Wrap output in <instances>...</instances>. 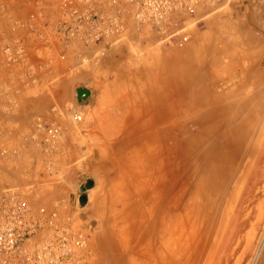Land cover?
Listing matches in <instances>:
<instances>
[{
	"label": "rangeland",
	"instance_id": "374dc122",
	"mask_svg": "<svg viewBox=\"0 0 264 264\" xmlns=\"http://www.w3.org/2000/svg\"><path fill=\"white\" fill-rule=\"evenodd\" d=\"M234 2L235 0L216 1L201 7V12L198 11L200 14L197 16L201 19L189 27V36L196 30L201 33L202 42L216 43L224 50L221 62L218 63L223 66L232 65V68L226 74V70H222L220 80L210 84L211 86L200 85L202 90L193 93L185 105L179 100H176L175 104V100L168 93L158 95L156 103L160 107L155 109V113L149 114L147 105L150 97L145 92L143 94L141 86L137 87L126 78H124L126 80L120 78L115 83V86L120 87L116 90L120 97L111 101L124 105V111L127 113L103 116L101 121L120 123L122 129L96 130L90 132L89 137L81 134L78 126L84 119V110H87L90 101L86 97L78 100L76 91H73L69 101L58 105L59 119L55 121L74 128L78 136L79 155L65 154L56 158L53 154L52 169L57 174L54 179L42 178L38 174L32 178L29 174L26 179L22 177L17 183L6 184L0 176V186H25L27 182H33L39 189L57 193L54 199H62L67 198L68 192L76 190L77 181L83 184L85 180L91 179L92 187L84 191L86 200L77 211L83 215V229L88 235L87 247L94 264L150 262L151 245L148 243L157 229L156 227L153 229V224L159 208L166 209L184 188L186 191L190 188L192 190L198 183L197 174L193 175L191 170L176 178L181 174L179 167L184 164L182 157L177 154L176 145V147L168 145V150L173 151L170 164L166 152H163L162 159H156L155 152L163 139L159 137L160 135L156 138L155 136L163 132L166 123L157 121L155 116L169 112L173 119L179 122L193 120L195 125L199 119H203L207 110L204 105L207 103L208 94L205 89L208 88L211 93L221 97L220 108L222 106L227 109L224 111L229 113L230 125H233L231 122L243 124L245 121L238 114L247 110V114L257 111L259 115L257 121L249 128V134L242 136L240 141L247 146V150L242 158L243 171L236 175L233 182L237 185L235 197L227 201V204L231 201V210L223 229L224 236L221 239L219 233L216 241L211 239L205 242L202 247L204 251L201 253L198 251L199 246L196 247L195 244L189 243L183 247L177 243L178 246H174L176 250L171 257V264H249L264 233V82H242L240 38L254 42L257 36L240 37L228 34L221 28L228 26L222 18L226 12L230 17L229 11ZM130 51L132 56L142 55L141 51ZM179 87L176 84V90L168 91L170 93L179 91ZM152 94L154 93H150ZM230 101L231 105L227 107ZM54 107L58 108L56 105ZM51 111L56 110L52 108ZM74 111L82 115L81 121L77 124L72 123L69 117ZM48 116L35 117L34 125L29 131L30 135L34 131L37 119L43 122L54 121ZM165 118L169 119L166 115ZM201 124H198L197 129H201ZM180 127L181 125L176 126V134ZM11 151L14 152L15 149ZM11 151L1 147L0 155L4 156ZM66 156L68 157L65 158ZM40 161L39 159L35 162L33 167H38L39 173H44L45 162L42 160L41 164ZM166 174L168 178L172 177V180H165ZM157 175L164 179V183L159 186L155 179ZM77 190L79 191V187ZM210 245L212 252L208 255L206 249ZM254 259L255 264H264V239Z\"/></svg>",
	"mask_w": 264,
	"mask_h": 264
},
{
	"label": "crops",
	"instance_id": "0c3cea01",
	"mask_svg": "<svg viewBox=\"0 0 264 264\" xmlns=\"http://www.w3.org/2000/svg\"><path fill=\"white\" fill-rule=\"evenodd\" d=\"M230 9V17L226 12L222 18L228 26L221 28L240 37L257 36L254 42L240 38L242 82H264V0H235ZM198 11L200 8L193 18L201 19ZM57 18L55 0H0V47L10 46L8 53L0 48V148L15 149L0 155V176L6 184L39 174L33 164L39 159L42 164L45 153L36 145L39 136L29 132L35 117L49 115V119L58 120V105L69 101L78 88L87 90L90 101L78 129L89 137L96 130L122 129L120 123L101 121L103 116L127 113L124 105L111 101L120 97L116 91L120 87L115 86L120 78L141 86L143 94L150 97L147 113L151 114L160 107L158 95L168 93L175 104L179 100L185 105L193 93L202 90L200 85L211 86L220 80L222 70L226 74L232 68L218 63L224 50L216 43L202 42L196 30L181 48L155 46L123 16L124 38L99 56L98 45L61 40L54 32ZM130 50L142 55L132 56ZM176 84L179 91L170 93L168 89L174 90ZM205 91L219 96L208 88ZM168 113L165 115L172 120ZM173 120L177 125L186 124ZM77 139L74 128L67 125L56 141V158L79 155ZM56 194L44 191L40 197L50 203Z\"/></svg>",
	"mask_w": 264,
	"mask_h": 264
},
{
	"label": "built area",
	"instance_id": "2783aa9c",
	"mask_svg": "<svg viewBox=\"0 0 264 264\" xmlns=\"http://www.w3.org/2000/svg\"><path fill=\"white\" fill-rule=\"evenodd\" d=\"M58 18L55 34L64 42L98 45L96 55L124 38L123 16L144 32L153 45L183 47L198 8L230 0H55ZM9 45L1 51L9 52ZM70 121H81L80 112H71ZM60 122L36 120L31 134L44 154L45 172L52 179V156L56 141L66 130ZM54 179V178H53ZM80 181L67 198L50 203L40 197L45 190L27 182L25 186H0V264H94L87 247L83 215L78 198Z\"/></svg>",
	"mask_w": 264,
	"mask_h": 264
},
{
	"label": "bare ground",
	"instance_id": "6f19581e",
	"mask_svg": "<svg viewBox=\"0 0 264 264\" xmlns=\"http://www.w3.org/2000/svg\"><path fill=\"white\" fill-rule=\"evenodd\" d=\"M220 98V96L208 95L207 103L204 105L207 110L203 119L198 118L200 121H197L195 125L193 120L188 119L187 122L185 120L186 125L179 124L181 127L177 134L175 129L177 124L173 119H166L164 113L155 116L157 121L166 123L163 132L155 136L156 138L160 135L159 137L163 139L155 152L156 159H162L163 152H166L167 161L170 164L173 151L168 150V145L177 146V154L180 158L182 157L184 164L179 167L181 174H178L176 178L182 177V174L191 170L193 175L197 174L198 183L192 190L190 188V192L184 188L166 209L159 208L153 224V229L155 227L157 229L148 243L151 245L150 250L148 249L151 252V260L144 264H171V257L176 250L174 246L177 243L182 244L183 247L185 244H195L196 247L199 246L198 251L201 253L204 251L202 247L205 242L211 239L216 241L219 233H221V239L224 236L223 229L231 210V201L228 204L227 201L235 197L237 185L233 182L236 175L243 171L242 158L247 150V146L240 141L242 136L249 134V128L257 121L259 114L257 111L247 114V110L245 113L238 114L245 121L243 124L237 125L231 122L233 125H230L229 113L224 111L227 109L222 106L220 108ZM230 105L231 101L227 107ZM247 116L249 119H246ZM185 122L182 121V123ZM198 124H201V129H197ZM171 178L170 176L168 178L166 174L165 180H172ZM155 179L158 181V186L164 183L160 175H157ZM263 239L264 233L260 244ZM260 244L249 264H255L254 257L259 251ZM211 252L210 245L206 253L209 255Z\"/></svg>",
	"mask_w": 264,
	"mask_h": 264
},
{
	"label": "water",
	"instance_id": "95a60500",
	"mask_svg": "<svg viewBox=\"0 0 264 264\" xmlns=\"http://www.w3.org/2000/svg\"><path fill=\"white\" fill-rule=\"evenodd\" d=\"M88 92L85 89L82 88H78L76 90V97L78 100L80 99H84L85 97H87ZM93 182L91 179H87L85 180V182L83 184H81L79 186V191H80V196L78 198L79 204H83L86 200V195L84 194V191L89 189L92 186Z\"/></svg>",
	"mask_w": 264,
	"mask_h": 264
}]
</instances>
